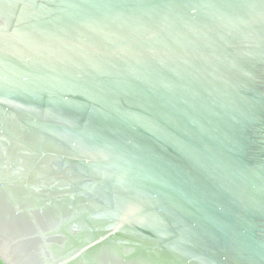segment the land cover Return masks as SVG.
Returning <instances> with one entry per match:
<instances>
[{
  "label": "water",
  "instance_id": "obj_1",
  "mask_svg": "<svg viewBox=\"0 0 264 264\" xmlns=\"http://www.w3.org/2000/svg\"><path fill=\"white\" fill-rule=\"evenodd\" d=\"M2 264H264V0H0Z\"/></svg>",
  "mask_w": 264,
  "mask_h": 264
},
{
  "label": "trees",
  "instance_id": "obj_2",
  "mask_svg": "<svg viewBox=\"0 0 264 264\" xmlns=\"http://www.w3.org/2000/svg\"><path fill=\"white\" fill-rule=\"evenodd\" d=\"M0 264H2V262L0 261Z\"/></svg>",
  "mask_w": 264,
  "mask_h": 264
}]
</instances>
